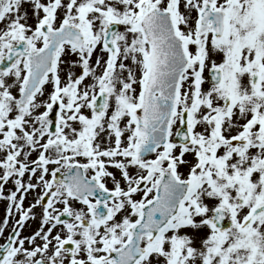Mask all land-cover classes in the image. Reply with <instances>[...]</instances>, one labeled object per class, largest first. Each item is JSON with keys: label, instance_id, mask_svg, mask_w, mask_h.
Wrapping results in <instances>:
<instances>
[{"label": "snow or ice", "instance_id": "snow-or-ice-1", "mask_svg": "<svg viewBox=\"0 0 264 264\" xmlns=\"http://www.w3.org/2000/svg\"><path fill=\"white\" fill-rule=\"evenodd\" d=\"M0 264H264V0H0Z\"/></svg>", "mask_w": 264, "mask_h": 264}, {"label": "flooded vegetation", "instance_id": "flooded-vegetation-1", "mask_svg": "<svg viewBox=\"0 0 264 264\" xmlns=\"http://www.w3.org/2000/svg\"><path fill=\"white\" fill-rule=\"evenodd\" d=\"M0 217H2V213H0Z\"/></svg>", "mask_w": 264, "mask_h": 264}]
</instances>
